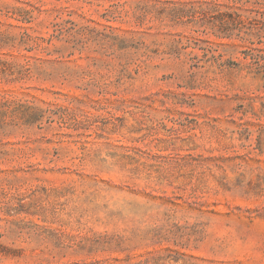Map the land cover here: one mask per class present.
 Returning a JSON list of instances; mask_svg holds the SVG:
<instances>
[{"label":"rangeland","instance_id":"obj_1","mask_svg":"<svg viewBox=\"0 0 264 264\" xmlns=\"http://www.w3.org/2000/svg\"><path fill=\"white\" fill-rule=\"evenodd\" d=\"M206 1L0 0V264H264V1Z\"/></svg>","mask_w":264,"mask_h":264},{"label":"trees","instance_id":"obj_2","mask_svg":"<svg viewBox=\"0 0 264 264\" xmlns=\"http://www.w3.org/2000/svg\"><path fill=\"white\" fill-rule=\"evenodd\" d=\"M259 1L264 0H255V2ZM169 11L172 20L178 21L182 20V18H186L187 21L191 22L194 26H208L212 30V33L219 38L240 39L243 41L246 39L245 35L248 34L247 28L251 27L247 25L250 21V17L245 16L237 10L222 11L219 4L215 3V0L206 1L200 5L190 3L183 4L182 6H174L170 8ZM30 20L31 19H27V21ZM192 30L199 32V29ZM205 30L206 28H203L200 32H204ZM199 38L198 34L190 33L186 40L188 43L192 41L196 43ZM31 39L35 47H39L41 41H44V38L39 36ZM66 42H73L70 46H65V49H70L69 54L73 53L75 50V41L66 39ZM219 66H221L220 63H218V67ZM6 69V65L1 63L0 72L5 73ZM36 116V113H30L29 118L32 120V118H37Z\"/></svg>","mask_w":264,"mask_h":264}]
</instances>
